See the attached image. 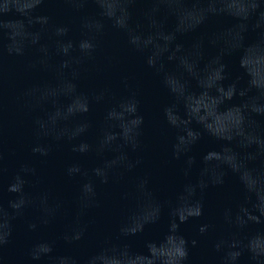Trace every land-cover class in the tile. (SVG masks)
I'll return each mask as SVG.
<instances>
[{
    "label": "clouds",
    "instance_id": "obj_1",
    "mask_svg": "<svg viewBox=\"0 0 264 264\" xmlns=\"http://www.w3.org/2000/svg\"><path fill=\"white\" fill-rule=\"evenodd\" d=\"M45 2L0 0V87L5 54L25 57L30 52L39 53V64L54 72L51 80L26 89L23 95L32 110L42 113L33 121L37 136L33 154L48 157L54 144L66 143L77 156L65 169L69 178L79 182L77 227L62 235L67 244L84 239L87 229L79 225L88 210L100 207L98 185L123 179L141 164L139 158L130 156L142 147L145 123L137 93L113 97L97 124L89 114L94 104L106 100L109 90L86 93L79 89L81 73L75 66L94 58L107 29L122 33L128 45L145 55L147 65L160 76L162 86L172 97L162 109L163 121L175 133L171 152L174 159L183 158L185 177L197 163L190 153L205 132L220 143L219 150H209L202 156L198 178L186 182L175 199L167 202L168 228L162 238L147 242L146 252H135L122 242L158 223L165 208L149 190L148 178L137 177L135 193L151 198V211L130 214L120 223L115 240L101 243L82 264H188L189 243L194 247L197 241L189 242L181 234L180 225L204 216L205 190L223 185L229 172L237 178L243 199L222 209L223 230L212 247L219 254V264H240L244 256L250 264H264V129L255 118L264 117V0H144L149 7L144 11L143 23L133 19V6L139 0H62L77 13L84 12L89 4L95 6L94 14L80 16L78 39L70 35L69 25L54 24L48 15L39 12ZM169 17L175 18L171 30L166 28ZM216 17L235 21L222 35L254 54L255 71L241 65V75L231 79L223 51L202 63L203 39L194 41L188 50L179 42L180 36ZM250 30L258 31V38L246 43L245 34ZM168 63L175 65L174 70H168ZM201 95L213 98L218 108L233 113L225 128L212 130L193 109L192 99ZM93 130L95 137L90 140ZM89 157L95 160L92 166L84 163ZM3 160L0 151V253L10 243L14 222L29 209L36 208L40 213L38 222L27 223L29 232L51 225L62 210V203L48 192L34 194L37 169L27 163L19 166L5 186ZM257 160L262 162L260 167L254 166ZM5 192L9 194L6 202ZM130 195L125 192L123 198L127 200ZM214 228L211 223H201L198 232L205 236ZM54 244L43 238L35 240L28 250L30 261L81 264L68 255H53Z\"/></svg>",
    "mask_w": 264,
    "mask_h": 264
}]
</instances>
